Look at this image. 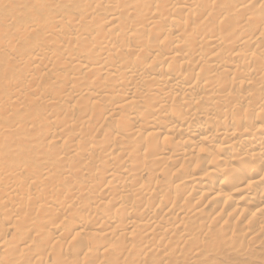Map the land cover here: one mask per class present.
Segmentation results:
<instances>
[{
  "label": "bare ground",
  "instance_id": "6f19581e",
  "mask_svg": "<svg viewBox=\"0 0 264 264\" xmlns=\"http://www.w3.org/2000/svg\"><path fill=\"white\" fill-rule=\"evenodd\" d=\"M263 236L264 0H0V264Z\"/></svg>",
  "mask_w": 264,
  "mask_h": 264
},
{
  "label": "rangeland",
  "instance_id": "374dc122",
  "mask_svg": "<svg viewBox=\"0 0 264 264\" xmlns=\"http://www.w3.org/2000/svg\"><path fill=\"white\" fill-rule=\"evenodd\" d=\"M238 249L236 254L233 251H225L221 255L209 257V260L218 264H264V236L260 238L259 243H251L245 248L239 246Z\"/></svg>",
  "mask_w": 264,
  "mask_h": 264
}]
</instances>
